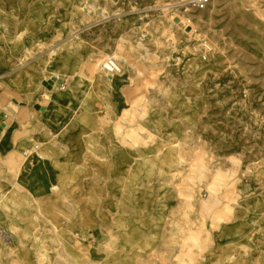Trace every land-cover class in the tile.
<instances>
[{
  "label": "rangeland",
  "instance_id": "374dc122",
  "mask_svg": "<svg viewBox=\"0 0 264 264\" xmlns=\"http://www.w3.org/2000/svg\"><path fill=\"white\" fill-rule=\"evenodd\" d=\"M179 1L11 0L24 11L22 19L37 20L15 28L13 17L11 34L38 37V50L57 46L56 79L89 85L96 76L120 74L124 119H98L83 137L117 125L123 149L154 150V163L153 153L141 157L155 170L149 177L155 187L147 191L178 202L163 214L140 213L127 197L146 189L126 186L119 211L108 213L112 205L101 202L104 189L90 187L96 181L84 176L83 160L79 170L61 173L56 194L34 197L29 175L45 153L31 129L26 155L0 154V264H111L124 258L127 264H258L260 247L264 259V0H211L204 10ZM177 43L196 65L172 64ZM53 85L40 83L33 99ZM153 112L163 123L159 132ZM251 203L261 224L224 241L220 230L236 224ZM24 212L29 216L23 220ZM153 215H166L165 235L157 240L148 232L157 228ZM141 216L150 224L140 226L147 232L139 238L154 251L135 245L120 252V217ZM241 236L251 245L236 243ZM214 237H220L216 245Z\"/></svg>",
  "mask_w": 264,
  "mask_h": 264
},
{
  "label": "crops",
  "instance_id": "0c3cea01",
  "mask_svg": "<svg viewBox=\"0 0 264 264\" xmlns=\"http://www.w3.org/2000/svg\"><path fill=\"white\" fill-rule=\"evenodd\" d=\"M23 12L19 5L12 6L11 0H0V115L2 114L0 144L3 132L9 131L8 149L0 154L10 157H15L17 154L26 155L32 129L35 131V136L42 140L40 150L45 153L44 156L39 154L41 162H45L34 169L37 171L36 175L28 180V190L32 196L44 197L56 194L59 191L61 173L79 170L78 163L83 160V171L89 172L84 176L90 175V181H96L95 184L92 182L90 187L92 189L98 187L101 191L104 189L105 198L101 202L112 205V208L108 206V213L119 211L120 204L124 201L122 199L127 197L123 190L126 186L133 189H146L127 197L140 213L148 209L155 210V213H165L168 207L178 201H172L175 197L171 195L159 198L160 196L156 197L152 191L150 193L147 191L155 187L152 184L153 179L149 180L150 173L154 172L155 175V170L152 168L151 161L141 157H149L154 150L150 152V150L123 149V135L122 131H117V125L115 131L105 129L90 131L85 137L83 134L86 132L66 134L61 131V127L71 119H88L91 128L98 119L101 121L124 119L125 104H123L122 94L124 88L122 79L119 78L120 74L116 73V77L113 74H107L105 80L103 77H98L93 86L95 78L89 81V85L78 80H70V78L64 79L65 85L62 82L63 78H57L47 93L43 90L38 91L33 99L32 95L38 85L55 75L51 70L58 66V63L50 65L48 59L54 60L53 54L57 46L38 50V37L12 35L10 28L15 26L12 23L13 17L16 23L15 28L37 21L22 19ZM58 83L59 86L63 85V88L62 86L56 88L55 85ZM28 86L34 89L31 90L27 88ZM69 140L79 141L82 148L75 150L73 147L75 143L70 144L71 155L66 158ZM84 140L88 142L85 143ZM107 140L112 142H108L107 145L105 143ZM152 156L155 154L153 153ZM152 162L154 163L155 160L152 159ZM134 172L135 175H129ZM73 178H79V176H72ZM147 218L141 216L136 220L142 223ZM177 218L182 219V216ZM220 232L219 236L223 237V229ZM232 237L233 233L230 237L222 239L228 242ZM262 252L260 247L258 264H264V259L261 258ZM227 264L234 263L227 262Z\"/></svg>",
  "mask_w": 264,
  "mask_h": 264
},
{
  "label": "bare ground",
  "instance_id": "6f19581e",
  "mask_svg": "<svg viewBox=\"0 0 264 264\" xmlns=\"http://www.w3.org/2000/svg\"><path fill=\"white\" fill-rule=\"evenodd\" d=\"M221 0H213V4L215 5L216 3H218ZM190 1L188 0H180L177 3H183V6H186L189 4ZM168 6V9H172L173 5L172 4H166ZM186 11L188 10V8L185 9ZM189 33V32H188ZM187 41H189V38H186ZM57 58V57H56ZM193 58L191 56H189V52L188 49L184 50V47H182L181 44L177 43V45L175 46L174 50H173V55H172V64L176 65V67H181L182 64H184L185 62H188L196 65L198 63V60H192ZM56 61L51 60L48 61V64L53 65ZM78 65L74 66V69L76 70ZM55 78V77H54ZM95 79H93V83L92 86L95 85V81H97L98 77H94ZM57 79L55 78V81ZM54 81V82H55ZM27 88H31L34 89V87L28 86ZM49 89V88H47ZM150 120L151 121H156L157 123L155 124L153 130L154 132H159L161 130V126H162V122L160 120V118L154 114V112L152 113V115L150 116ZM90 121L89 120H85L84 119H71L70 122L65 123V125H63V127H61V131H63L64 133H75V132H84V131H88L90 129ZM167 133V132H166ZM172 132L170 131L169 134H171ZM164 134V132H163ZM2 140H1V144H0V153H4L7 151L8 146H9V131L6 130L3 132L2 134ZM68 148L69 151L66 154V158L70 157L71 155V151H72V146L70 144L75 143V146H73L75 148V150L77 149H81L82 147L79 144V141L76 140H69L67 141ZM82 153H80L81 155ZM78 157V156H77ZM78 159H80V157H78ZM151 159L155 160V156H152ZM170 159V158H169ZM160 161H162V159H160ZM170 161V160H168ZM45 161H40L37 163V165L35 167H39L42 165V163ZM35 167L32 168V175L31 176H35L37 171H34ZM136 173L134 172L133 175H135ZM131 176V174H130ZM30 178V175H29ZM28 180V179H27ZM27 182L21 183L20 186L27 190ZM124 193H125V189ZM22 202L26 203L24 200H22ZM29 216L28 212H24V214L22 215V219H27V217ZM166 215H155L154 218H152V220L154 219V223L156 224L157 228H154L150 231H148L151 236H153V240H157L160 236L165 235L164 231L161 229V225L164 222ZM242 217H246L248 218L247 221H242ZM236 219H238V222H235L236 224H229L224 226L223 228V233L224 236L222 238H227V236L230 237V235L232 233H237V232H242L241 230H245L246 233H251L250 231H253L256 227H258L261 222L258 218V207H256L255 203H251L250 205H246L244 207L241 208V212H239L238 216H236ZM136 219H131V217H124L119 219L120 225L119 228L121 229V233L118 234V241H119V248L121 249L120 252L122 253H126L129 250L133 249V247L136 245V249L138 250H142L145 251L148 248H151V250L154 251L155 245L154 247H152L149 242L147 243H142L141 241H143L142 238H139L141 235H146V230L145 229H141L140 226H145V225H149L150 221L148 219L143 220L142 223L138 222ZM160 222V223H159ZM28 226H31V224H28ZM146 231V232H145ZM160 235V236H159ZM220 237H214V244H218V240ZM240 245H251V241L249 240L248 236H241L237 242ZM186 247L187 245L184 244V251H186ZM182 250V251H183ZM152 252V251H151ZM128 259L124 258L123 260H118V261H114L111 264H127Z\"/></svg>",
  "mask_w": 264,
  "mask_h": 264
},
{
  "label": "built area",
  "instance_id": "2783aa9c",
  "mask_svg": "<svg viewBox=\"0 0 264 264\" xmlns=\"http://www.w3.org/2000/svg\"><path fill=\"white\" fill-rule=\"evenodd\" d=\"M189 4L196 10H204L210 4L211 0H189ZM63 88V85H62Z\"/></svg>",
  "mask_w": 264,
  "mask_h": 264
},
{
  "label": "water",
  "instance_id": "95a60500",
  "mask_svg": "<svg viewBox=\"0 0 264 264\" xmlns=\"http://www.w3.org/2000/svg\"><path fill=\"white\" fill-rule=\"evenodd\" d=\"M54 81H55V78L53 77V78H51V79H49L47 81H44L43 82V85H46L47 87H50V86H52V84L54 83ZM36 108H37V106H36ZM1 117H2V114L0 115V118Z\"/></svg>",
  "mask_w": 264,
  "mask_h": 264
}]
</instances>
